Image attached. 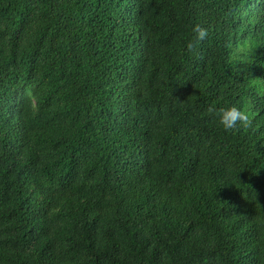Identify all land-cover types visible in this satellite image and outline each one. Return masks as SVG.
Masks as SVG:
<instances>
[{"label":"trees","instance_id":"obj_1","mask_svg":"<svg viewBox=\"0 0 264 264\" xmlns=\"http://www.w3.org/2000/svg\"><path fill=\"white\" fill-rule=\"evenodd\" d=\"M161 115L235 141L204 182L131 130ZM0 264H264V0H0Z\"/></svg>","mask_w":264,"mask_h":264},{"label":"clouds","instance_id":"obj_2","mask_svg":"<svg viewBox=\"0 0 264 264\" xmlns=\"http://www.w3.org/2000/svg\"><path fill=\"white\" fill-rule=\"evenodd\" d=\"M193 30L196 32L198 40H203L208 35L207 30L199 24L195 25ZM228 42V39L219 32L210 41L211 44L214 43L216 48L219 49L221 47L225 49ZM187 48L189 51H192L194 45L189 43ZM155 57L156 63L153 65V68H157L159 62L157 56ZM199 63L208 75L209 81H211L214 71L219 68L217 62L210 55L206 54L199 57ZM208 112L219 118V122L225 130L236 129L237 125L251 127V117L247 108H238L234 105L220 109L210 107ZM163 116H160L159 123L151 131H145L137 127H132L131 130L135 135L144 139L149 151L157 158L164 160L188 159V163L179 171L182 178L204 182L205 175L209 170V163L205 158V153L216 151L225 145H233L235 141H229L221 131H203L196 127L181 130L177 126L163 122ZM183 135L190 136V145L185 141Z\"/></svg>","mask_w":264,"mask_h":264},{"label":"rangeland","instance_id":"obj_3","mask_svg":"<svg viewBox=\"0 0 264 264\" xmlns=\"http://www.w3.org/2000/svg\"><path fill=\"white\" fill-rule=\"evenodd\" d=\"M240 77H241L240 75H235L234 79H233V82H238Z\"/></svg>","mask_w":264,"mask_h":264}]
</instances>
